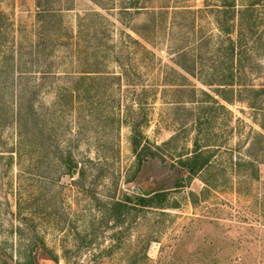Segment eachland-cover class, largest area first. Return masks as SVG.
Here are the masks:
<instances>
[{"label":"rangeland","instance_id":"1","mask_svg":"<svg viewBox=\"0 0 264 264\" xmlns=\"http://www.w3.org/2000/svg\"><path fill=\"white\" fill-rule=\"evenodd\" d=\"M147 2L156 10L170 8L171 15L157 21L156 35L153 28L146 29L151 23L147 13L121 12L125 0H0V264H133L147 252L152 264H264V50L248 57L247 74L240 78L261 92L236 94L226 103L216 89L185 75L172 54L180 48L175 37L188 34L196 42L199 30L220 34L213 15L194 19L173 14L200 11L206 1ZM251 2L238 0L240 5ZM210 4L220 5V0ZM43 10L62 12L63 22L51 16L41 19ZM96 12L111 24L83 22L94 38L84 50L94 47V40L105 50L100 68L117 77L103 87V96L111 108L120 100L122 107L115 109V118L85 108L81 132L66 127L52 131L48 107L55 97L53 75L66 69L64 26L76 33L79 16ZM125 32L149 49L155 64L137 52L128 58ZM219 42L216 37L214 43ZM205 58L206 70L219 65L209 53ZM144 85L149 87L146 93L141 92ZM194 86L195 95L190 91ZM133 101L143 102L149 114L144 134L162 147L161 159L140 174L130 172L135 164L129 116ZM21 103L33 144L21 151L22 158L16 125ZM31 105L38 111L35 116ZM65 117L72 120L68 113L60 120ZM196 142L213 153L217 169L204 178L214 189L202 194V175L191 183L186 180L184 188L170 194V207L140 214L129 230L125 222L115 226L104 203L125 192L158 188L164 181L172 185L177 178L172 164L194 151ZM45 149L49 156L37 158L38 150ZM70 155L78 164L76 174L62 165ZM248 156L258 161L261 183L250 178L252 170L234 167L240 157L250 160ZM151 240L156 243L147 251Z\"/></svg>","mask_w":264,"mask_h":264},{"label":"trees","instance_id":"2","mask_svg":"<svg viewBox=\"0 0 264 264\" xmlns=\"http://www.w3.org/2000/svg\"><path fill=\"white\" fill-rule=\"evenodd\" d=\"M148 0H125V9L123 13L125 16H134L147 13L150 16V24L146 25V29H152L154 35L157 34V21L161 18L171 15L169 7L161 10L150 8ZM205 6L202 10L192 12L191 10H175L176 15H183L184 17H193L197 19V15H213L215 18L217 30L219 35L204 34L203 30H199L200 35L195 34V41L192 42L188 34L182 35L180 38L175 37V45H179L180 48L172 53L176 59L174 60L177 67L185 73V75L192 77L200 82L203 86L214 88L218 97H221L224 102L231 104L234 101L236 94L243 96L244 92L260 93L261 91L254 86L249 87L247 84H242L240 78L246 73L245 63L249 60V56H255L256 54L264 50V0H253L248 5L238 4V0H220V5H212L211 0H205ZM100 5V4H99ZM38 7H41V2H38ZM102 7V6H101ZM105 9V8H104ZM41 19L46 17H57L64 20L62 12H47L43 10L38 13ZM62 15V16H61ZM152 18V19H151ZM101 20L99 23L102 26L105 24H111L108 19L102 16L100 13H92L82 18L79 16L78 30L76 33H71L68 28L64 29L68 34V48L66 56V69L61 74L55 73L54 83L52 84L55 91V97L52 102V106L48 107V113L53 116L51 126H54V130H61L64 127L69 130L73 128L81 132L84 124L82 123V115L85 108H89L91 112H103L108 118L116 117L115 109H121L122 104L119 101L118 106H114V109L109 106V99L105 100L103 96L105 91L103 87L109 83L111 77H117L113 74L102 72L100 68L99 59L105 57L101 56L105 54V50L98 49L99 46L92 42V48H86L84 50L87 40L90 42L92 38V32L87 33L84 28L83 22L88 20ZM83 23V24H82ZM86 24V23H85ZM152 24V25H151ZM96 29L94 28L93 31ZM140 37V32H137ZM220 38L219 43H214L215 38ZM174 41V39H173ZM125 51L131 55L136 52L145 56L150 60L152 64L156 63V58L149 51V49L142 44L141 41L133 38L130 34L125 32ZM115 52V51H114ZM209 53L212 56V60L219 65H214L206 70V58L205 54ZM76 54V56H75ZM264 55V54H263ZM82 57H86V63L81 62ZM113 57L108 52V58ZM96 65V66H95ZM97 68H93V67ZM125 65V76L126 73ZM177 75L184 80H188L184 74L177 72ZM247 74V73H246ZM129 76V75H128ZM237 86H239L237 90ZM141 92H148V86H142ZM185 89V88H182ZM107 91V90H106ZM193 95L197 94L196 86L190 90ZM188 90V92H190ZM205 93V92H203ZM142 94V93H141ZM140 98V97H139ZM140 100V99H139ZM116 101V100H115ZM140 102V101H139ZM129 116L132 119V147L135 157V164L130 169V172L140 174L148 164L157 162L161 159L160 152L162 147L152 144L146 137L142 127L149 124L148 113L144 107V103L133 101L130 105ZM225 108V106H221ZM34 116L37 115V109L35 105H31ZM113 109L111 112H109ZM139 110V114H137ZM114 112V115L112 114ZM70 114L72 120L65 117V121L60 120L61 117ZM135 115L139 117H135ZM17 136L19 146V156L22 158L21 151L24 152L26 148H31L32 143L28 136L29 124L28 114L24 110L22 103L19 105L18 114L16 115ZM45 128V126H44ZM264 128V127H263ZM40 133L45 138V130H41ZM45 135V136H44ZM41 136V137H42ZM172 141L165 143V146L170 145ZM37 158L48 157L47 150H38ZM14 157V156H12ZM185 157V158H184ZM212 151L202 148L198 142L195 143L194 151L186 156L180 157L177 165L172 164V168L177 174V178L172 185L168 184V181L161 183V186L149 190H141V192L132 191L131 193H123L121 198H112L109 202L104 203V209L108 213L110 212L111 219L115 223V226H119L125 222V230H129L134 223H137L140 218V214L146 213L151 209L163 210L168 206V198L170 194L175 190H180L185 187L186 180L191 183V179L198 178L201 175L202 182L206 185V189L202 192L209 193L214 187L211 184L209 178H204L205 175L212 176V172L217 169L214 165ZM250 160L246 158H239L234 167L237 171L252 170L251 179L256 182H262L260 176V169L257 165V160L248 156ZM63 167L71 173L74 169H78V164L69 156V159L63 162ZM225 171V170H224ZM132 182V180H128ZM264 186V183L262 184ZM194 195V194H193ZM97 201V200H95ZM101 203L102 201H97ZM193 204L197 203V200L192 201ZM127 227V228H126ZM131 242V240H129ZM126 243V242H125ZM152 243H156V240H151L147 245V251L151 247ZM53 260L58 262L56 256H53ZM141 260V259H140ZM140 260H136L133 264H140ZM142 264H152V259L148 256V252L145 254Z\"/></svg>","mask_w":264,"mask_h":264},{"label":"water","instance_id":"3","mask_svg":"<svg viewBox=\"0 0 264 264\" xmlns=\"http://www.w3.org/2000/svg\"><path fill=\"white\" fill-rule=\"evenodd\" d=\"M73 173L76 174L77 173V170H74Z\"/></svg>","mask_w":264,"mask_h":264}]
</instances>
